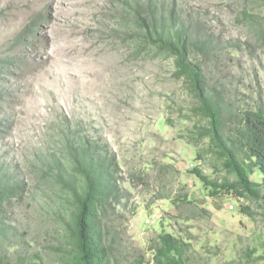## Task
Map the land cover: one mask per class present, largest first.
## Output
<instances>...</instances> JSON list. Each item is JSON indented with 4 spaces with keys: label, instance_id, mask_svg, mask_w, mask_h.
<instances>
[{
    "label": "rangeland",
    "instance_id": "1",
    "mask_svg": "<svg viewBox=\"0 0 264 264\" xmlns=\"http://www.w3.org/2000/svg\"><path fill=\"white\" fill-rule=\"evenodd\" d=\"M147 5L156 17L172 14L206 48L193 59L224 96L231 118L258 99L264 104L260 2L0 0V61L8 64L0 72L6 93L0 108L13 124L0 137V164L29 183L9 210L6 264H61L57 190L40 182L32 166L52 163L56 172L67 134L73 144L106 141L117 158L123 262L140 256L153 264L151 243L166 231L190 245L188 264H264L260 218L241 213L246 202L234 196L210 197L190 172L196 166L210 180L224 175L197 159L204 145L182 139L194 101L172 60L137 52L135 19L148 14ZM36 153L42 162L33 164Z\"/></svg>",
    "mask_w": 264,
    "mask_h": 264
},
{
    "label": "trees",
    "instance_id": "2",
    "mask_svg": "<svg viewBox=\"0 0 264 264\" xmlns=\"http://www.w3.org/2000/svg\"><path fill=\"white\" fill-rule=\"evenodd\" d=\"M264 5V0H253ZM148 14L135 19L134 37L137 52L153 50L171 59L174 76L182 81L194 101L191 128L182 139L194 147L204 145L197 159L208 160L223 176L210 180L199 167L193 173L210 197L234 196L245 201L239 210L251 219L259 217L264 227V104L258 99L252 106L237 111L231 118L222 93L210 86L202 67L193 59L194 51L204 56L196 36L186 26L168 17H156L147 5ZM8 64L0 61V72ZM3 73V72H2ZM4 75V74H2ZM4 80L0 79V84ZM6 96L0 92V102ZM12 122L2 117L0 137L11 131ZM64 162L55 160L50 167L32 166L39 181L56 187L55 208L59 216L63 244L61 264H144L140 256L122 261L118 205L123 197L120 168L108 142L102 145L94 137L72 143L62 136ZM41 161L36 153L33 164ZM0 164V264L4 262V239L10 229L6 224L9 210L25 196L28 181ZM258 177L259 180H255ZM153 264H188L190 245L181 238L162 231L151 243ZM33 260V258L31 259Z\"/></svg>",
    "mask_w": 264,
    "mask_h": 264
},
{
    "label": "built area",
    "instance_id": "3",
    "mask_svg": "<svg viewBox=\"0 0 264 264\" xmlns=\"http://www.w3.org/2000/svg\"><path fill=\"white\" fill-rule=\"evenodd\" d=\"M229 208L232 210V209H233V206H232V205H230V206H229Z\"/></svg>",
    "mask_w": 264,
    "mask_h": 264
}]
</instances>
